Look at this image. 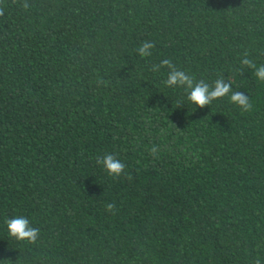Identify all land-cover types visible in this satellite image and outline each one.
I'll return each mask as SVG.
<instances>
[{
	"label": "trees",
	"instance_id": "16d2710c",
	"mask_svg": "<svg viewBox=\"0 0 264 264\" xmlns=\"http://www.w3.org/2000/svg\"><path fill=\"white\" fill-rule=\"evenodd\" d=\"M21 3L0 17V264H264V81L241 64L264 65V0ZM164 59L252 111L195 106Z\"/></svg>",
	"mask_w": 264,
	"mask_h": 264
},
{
	"label": "clouds",
	"instance_id": "9594fccd",
	"mask_svg": "<svg viewBox=\"0 0 264 264\" xmlns=\"http://www.w3.org/2000/svg\"><path fill=\"white\" fill-rule=\"evenodd\" d=\"M4 4L5 0H0V17L4 16ZM20 6L28 10L32 5L28 3V0H22ZM154 47L155 44L153 42L145 41L138 47L137 52L142 58L149 57L152 55L151 50ZM249 55V52H244L241 64L255 69L256 78L264 81V65L257 67L254 61L249 58ZM161 68L168 69L167 79L164 81L166 86L184 88L188 94V100L201 109L210 106L214 100H219L230 94L231 103L237 105L243 112L252 111L253 105L249 97L240 91L234 92L231 83L226 82L222 76L217 78L213 85H210L203 80L197 81L194 76L178 68L170 59H164L159 64L153 65L152 71L158 72ZM107 83L103 78L97 80L98 86H107ZM157 151L158 148L156 146L151 148L152 154H155ZM97 164L102 165L110 177L119 178L121 175H126V165L112 154H106L102 158H97ZM127 178L129 180L132 179L131 176H127ZM114 210V203L106 205V211L115 214ZM6 224L9 236L17 241H26L28 244L34 245L40 237V230L32 227L29 220L23 216L8 219ZM254 264H260L259 259H256Z\"/></svg>",
	"mask_w": 264,
	"mask_h": 264
}]
</instances>
